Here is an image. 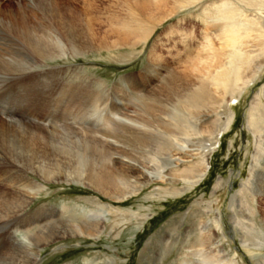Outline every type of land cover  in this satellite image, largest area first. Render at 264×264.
<instances>
[{"label": "bare ground", "instance_id": "1", "mask_svg": "<svg viewBox=\"0 0 264 264\" xmlns=\"http://www.w3.org/2000/svg\"><path fill=\"white\" fill-rule=\"evenodd\" d=\"M9 1L0 0V98L14 92L24 104L0 103V264H38L41 248L67 236L114 238L132 219L143 224L147 213L114 204H125L152 183H159L152 190L159 192L151 195L159 199L195 189L208 175L221 137L234 125L232 105L264 76V0H139L143 18L130 5L125 13H110L107 22L65 0ZM168 2L171 8L161 16H150L151 8L164 9ZM195 8L205 27L202 41L181 66L150 57L146 70L166 72L159 85L139 81L134 91L128 88L132 97L126 105L89 112L83 126L97 124L103 131L80 123L65 129L41 124V78L70 67L46 69V61L132 51L163 22ZM192 34L190 41L196 40ZM248 104L246 127L255 150L239 193L229 200L230 218L241 247L256 256L255 264H264V85ZM88 111L80 107L76 113L83 117ZM49 182H75L112 203L100 204V210L82 207L80 214L71 206H42L29 217L27 207ZM225 184L218 178L211 197ZM203 202H196L202 206L197 234L190 245H181L176 264H239L221 242V214L214 216L211 202ZM238 203L248 210L247 218L233 214ZM110 261L86 258L85 264Z\"/></svg>", "mask_w": 264, "mask_h": 264}, {"label": "rangeland", "instance_id": "2", "mask_svg": "<svg viewBox=\"0 0 264 264\" xmlns=\"http://www.w3.org/2000/svg\"><path fill=\"white\" fill-rule=\"evenodd\" d=\"M65 1L66 4L71 5L72 9L89 10L91 16L102 22H107L110 13H125L130 5L137 10L135 16L139 19L143 18V14L137 6L139 0ZM9 3L15 4L16 1L10 0ZM171 5L168 2L164 9L154 10L151 8L150 16L158 18L164 13L163 11L171 8ZM199 13V9L196 8L178 13L158 26L144 45L139 44L132 51L128 49L109 53L107 51H91L85 55H79L77 58L69 57L68 60L46 61V69H50L51 66H70V69L54 70L53 73L41 78V89L39 88L41 105L40 111L38 110L41 124L58 129L83 126L82 123L96 109L105 112L118 103L126 105L127 100L132 97L129 87H132L133 90L140 82L147 79L153 81L152 85H159L163 82L166 72L159 67L146 70L150 57H159L168 67L181 66L188 59L191 50L202 41L205 27ZM99 29L102 31L104 24H101ZM143 30L145 31V29ZM189 32L193 33L192 36H195L196 40H189L190 38L187 37ZM252 49L254 48L252 47ZM152 50L155 55L151 53ZM262 85H264V76L250 86L243 97L232 105L235 113L234 125L227 134L225 133L221 137L220 146L209 161L208 175L199 186L191 191L188 190L183 195L159 199L157 196H151L152 193L159 192H152L154 188L159 187V183H152L125 204L113 203L122 210L137 212L139 210V213H147L143 224H140V220L132 219L128 222L129 224H124L120 235L114 238L107 233L97 240L67 236L41 248L38 264H85L86 258H96L101 261L112 260L110 261L112 264H176V260L180 258L181 245H190L197 234L194 230H196L197 217H199V210L202 209V206L196 202L200 201H206L203 202L204 204L211 202L215 211L214 216L217 212L221 214L223 220L221 242L229 255L239 264H255L256 256L241 247L238 229L232 227L230 218L232 207L229 200L240 190L241 182L246 179L249 173L255 150V140L253 133L246 127L249 106L247 103ZM14 94L12 92L5 95L0 98V102H5L12 108L16 104L22 107L24 104L22 99L18 100ZM80 107L89 110L88 115H84L85 119L84 116L78 117L80 115L76 113ZM49 113L50 117L45 120ZM83 127L103 131V127L97 124L95 126L84 124ZM231 142L233 147L229 149ZM218 178H221L226 184L223 189L215 192L211 197L214 183ZM46 185L41 194L27 207L26 213L29 217H32V214L42 206L53 207L57 210L62 209L65 205L71 206L74 213L80 214L82 207L100 210V204L112 203L94 189L75 182H49ZM238 197L237 200H239ZM237 205L233 208L234 213H232L237 217L247 218L248 210L239 203ZM108 224L107 222V226ZM32 228L31 226L30 230Z\"/></svg>", "mask_w": 264, "mask_h": 264}]
</instances>
